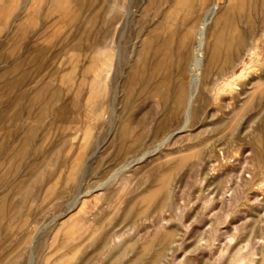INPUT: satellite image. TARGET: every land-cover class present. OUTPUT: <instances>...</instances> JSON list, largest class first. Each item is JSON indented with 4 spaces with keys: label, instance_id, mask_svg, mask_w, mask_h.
<instances>
[{
    "label": "rangeland",
    "instance_id": "rangeland-1",
    "mask_svg": "<svg viewBox=\"0 0 264 264\" xmlns=\"http://www.w3.org/2000/svg\"><path fill=\"white\" fill-rule=\"evenodd\" d=\"M58 1L0 0V264H264V0L214 17L188 122L216 0Z\"/></svg>",
    "mask_w": 264,
    "mask_h": 264
},
{
    "label": "bare ground",
    "instance_id": "bare-ground-1",
    "mask_svg": "<svg viewBox=\"0 0 264 264\" xmlns=\"http://www.w3.org/2000/svg\"><path fill=\"white\" fill-rule=\"evenodd\" d=\"M90 1V0H89ZM94 1V0H93ZM115 1V0H114ZM117 1V0H116ZM121 1V0H120ZM124 1V0H123ZM232 2L233 1H236V0H231ZM246 1V0H245ZM2 2V1H1ZM0 2V3H1ZM3 2H4V0H3ZM59 2V4H60V0L58 1ZM104 2V1H103ZM102 2V3H103ZM107 2H109L108 0H107ZM106 2V3H107ZM206 2V1H205ZM225 2H226V0H216L212 5H210V7H208V9L206 10V12H205V14H204V16L202 17L203 19H202V21H201V24H200V27L198 28V30H197V33H196V41H195V44H194V47H193V52H192V60L190 61V69H187L188 71H187V73L189 74V83L187 84L186 82H185V80L183 79L181 82H180V85H179V89H177L178 90V92H177V101L179 102L178 104H179V106L180 107H182L183 105H184V103L185 102H187V109H186V111H185V113H184V116L183 117H185L186 118V121L188 122L189 121V118H190V115H191V112H192V105H193V103H194V101H195V98H196V95H197V93H198V91H199V88H200V84H201V80H202V74H203V68H204V63H205V59H206V56L208 57V59L210 58V60H217L219 57H220V55L222 54V52H223V50H224V46H225V44L227 43V41H228V35L226 34V30H223V31H220V22H221V18H222V21H223V14H222V17H220L219 19H217L216 21H214V17L218 14V12H219V10L222 8V6L225 4ZM231 2V3H232ZM56 3H57V1H56ZM97 3V2H96ZM122 3V2H121ZM202 3H203V1H202ZM227 3V2H226ZM235 3V2H234ZM66 4V3H65ZM88 4V3H87ZM207 4V3H206ZM206 4H205V6H206ZM258 4H259V2H258ZM257 4V5H258ZM124 5V4H123ZM133 5H134V0H128V5H126L125 6V9H126V11H124V12H127V14H128V17H130L131 16V14L132 13H134L133 11H132V13H131V9L133 8ZM232 5V4H231ZM248 5H250V4H248ZM57 6H59L58 5V3H57ZM68 6V5H67ZM208 6V5H207ZM246 6H247V4H246ZM259 6V5H258ZM54 7V6H53ZM56 7V6H55ZM54 7V8H55ZM65 7V6H64ZM53 8V9H54ZM67 8V7H66ZM84 8V7H83ZM108 8V7H107ZM122 9H123V7H121ZM57 9H59V7L57 8ZM61 10V9H60ZM59 10V11H60ZM71 10V9H70ZM69 10V11H70ZM116 10V9H115ZM222 10V9H221ZM63 11H66V10H63ZM96 11H97V9H96ZM252 11H253V9H252ZM67 12V11H66ZM99 12V11H98ZM103 12V11H102ZM110 12V11H109ZM115 13V12H114ZM191 13V12H190ZM199 13H200V11H199ZM224 13V12H223ZM105 14V13H104ZM109 14V13H108ZM221 14V13H220ZM226 14V13H225ZM115 15V14H114ZM123 15V14H122ZM191 15V14H190ZM109 16V15H108ZM111 16V15H110ZM116 16V15H115ZM221 16V15H220ZM242 17H243V15H241ZM240 16V17H241ZM84 17V16H83ZM121 17V16H120ZM127 17V16H126ZM127 17V18H128ZM239 17V18H240ZM88 18H90L89 16H88ZM247 18L248 17H246V20H247ZM108 19V18H107ZM112 19V18H111ZM132 19V18H131ZM195 19H196V22H197V18L195 17ZM99 20V19H98ZM115 20V19H114ZM113 20V21H114ZM201 20V19H200ZM199 20V21H200ZM230 20V19H229ZM88 21V20H87ZM248 21V20H247ZM88 22H90V21H88ZM104 22V21H103ZM120 22V21H119ZM252 22V21H251ZM251 22H249V23H251ZM93 23H94V21H93ZM114 23H116V22H114ZM122 23V22H121ZM194 23V22H193ZM227 23V22H226ZM226 23H224V26H225V24ZM118 24V23H117ZM116 24V25H117ZM97 25H99V24H97ZM105 25V24H104ZM104 25H103V28H105L104 27ZM115 25V24H114ZM125 25V24H124ZM107 26V25H106ZM111 27V26H110ZM109 27V25H108V28H110ZM119 28V27H118ZM121 28V27H120ZM252 28V27H251ZM101 29H102V27H101ZM114 29V28H113ZM112 29V30H113ZM224 29H225V27H224ZM253 29V28H252ZM100 30V29H99ZM124 30V29H123ZM93 30H91V32H92ZM101 31V30H100ZM110 32H111V28H110V30H109ZM114 31H115V29H114ZM235 31V30H234ZM87 33V32H86ZM116 33V32H115ZM122 33H123V31H122ZM246 33V32H245ZM244 33V34H245ZM92 34V33H91ZM97 34V33H96ZM95 34V35H96ZM99 34V33H98ZM100 34H103V33H100ZM111 34V33H110ZM120 34H121V32H120ZM212 35V40H213V44L211 45L210 43H209V35ZM88 35V34H87ZM89 35H90V33H89ZM94 35V36H95ZM121 36V35H120ZM119 36V37H120ZM95 37H97V36H95ZM99 38H100V35L98 36ZM88 39V38H87ZM93 39H95V38H93ZM98 40V39H97ZM121 40V39H120ZM248 40V39H247ZM111 41V40H110ZM92 42H94V41H92ZM91 42V43H92ZM109 42V41H108ZM88 43H90V42H88ZM114 43V42H113ZM93 44V43H92ZM95 44V43H94ZM112 44V43H111ZM97 45V44H96ZM105 45H107L106 43H105ZM246 45V44H245ZM83 46H84V44H83ZM91 46V45H90ZM93 46V45H92ZM115 46V45H114ZM94 47H96V46H94ZM105 47H107V46H105ZM111 47H113V46H111ZM163 47V46H162ZM108 48V47H107ZM161 48V47H160ZM83 49V48H82ZM93 49V48H92ZM117 50V49H116ZM81 51V50H80ZM91 51V50H90ZM117 52V51H116ZM167 54V53H166ZM231 56V55H230ZM162 57V56H161ZM93 59V58H92ZM91 59V60H92ZM93 61H94V59H93ZM92 61V62H93ZM209 61V60H208ZM235 61V60H234ZM95 62V61H94ZM93 62V63H94ZM96 63V62H95ZM112 63H114V62H112ZM209 63H211V61H209ZM180 64V63H179ZM206 64H208V63H206ZM91 65H92V63H91ZM94 65V64H93ZM92 65V67H94ZM210 65H212V63L210 64ZM218 65V64H217ZM207 67V66H206ZM211 67H213V66H211ZM211 67H210V69H211ZM116 69V68H115ZM118 69V68H117ZM180 69H181V72L184 74V72H186V67L182 64L181 65V67H180ZM179 69V70H180ZM213 69V68H212ZM216 69V68H215ZM218 69H216L215 71H217ZM117 71H120V70H117ZM215 71H214V74H215ZM225 71V70H224ZM134 74H136V73H134ZM133 74V75H134ZM141 75V74H140ZM181 75V74H180ZM213 75V74H212ZM218 75V74H217ZM179 77V76H178ZM204 77V76H203ZM206 78V77H205ZM144 79V78H143ZM259 79H261V78H259ZM258 79V80H259ZM140 82V81H139ZM145 82V81H144ZM158 82V81H157ZM156 82V83H157ZM172 83H173V81H172ZM204 83V82H203ZM154 84H155V82H154ZM206 84V83H205ZM142 85H144L143 83H142ZM142 85L140 84V86L142 87ZM169 85V84H168ZM208 85V84H207ZM237 85V84H236ZM173 86H174V84H173ZM176 87V86H175ZM149 88H151V87H149ZM202 88H203V86H202ZM168 89V88H167ZM251 89V88H250ZM249 89V90H250ZM175 90V89H174ZM248 90V91H249ZM252 90H253V88H252ZM169 91H171V90H169ZM235 91V90H234ZM254 91V90H253ZM257 91V90H256ZM203 92H205V91H203ZM171 93V92H170ZM119 94V93H118ZM242 94H244V93H242ZM144 94H142V96H143ZM169 95V94H168ZM176 96V95H175ZM249 96V95H248ZM252 96V95H251ZM203 97V96H202ZM172 98H174V97H172ZM252 98H253V96H252ZM258 98V97H257ZM263 98V97H262ZM126 99H127V97H126ZM203 99V98H202ZM250 99V98H249ZM254 99V98H253ZM256 99V98H255ZM131 100V99H130ZM169 100H170V98H169ZM264 100V99H263ZM258 101V100H257ZM251 102V101H250ZM249 101H248V103H250ZM264 102V101H263ZM246 103H247V101H246ZM257 103V102H256ZM169 104V103H168ZM203 104V103H202ZM253 104V103H252ZM167 105V104H166ZM176 105V104H175ZM248 105H250V104H248ZM254 105H256L255 103H254ZM166 107H168V106H166ZM203 107V106H202ZM202 107H201V109H202ZM250 107V106H249ZM260 107V106H259ZM262 107V106H261ZM255 108V107H254ZM180 109V108H179ZM262 109V108H261ZM178 110V109H177ZM248 111V110H247ZM254 111H256V112H258L257 111V109L255 108V110ZM184 112V111H183ZM250 112H252V110H250L248 113H250ZM259 114V113H258ZM179 115V114H178ZM171 116V115H170ZM251 117V116H250ZM173 119H175L174 117H173ZM175 121V120H174ZM178 121V120H177ZM262 121V120H261ZM184 122V121H183ZM174 123V122H173ZM172 123V124H173ZM178 123V122H177ZM187 125V124H186ZM158 126V125H157ZM181 127V126H180ZM191 128V127H190ZM184 129H186L185 127H184ZM219 130V129H218ZM121 131H123V129L121 130ZM155 131V130H154ZM217 131V130H216ZM186 133V132H185ZM214 133V132H213ZM161 134V133H160ZM160 134H157V136L158 135H160ZM164 134H166V133H164ZM178 134H180V133H178ZM118 135V134H117ZM116 135V138L118 137ZM181 135V134H180ZM174 136V135H173ZM176 136V135H175ZM175 136H174V139H175ZM127 137V136H126ZM118 139V138H117ZM119 140V139H118ZM131 142V141H130ZM128 143H129V140H128ZM127 143V144H128ZM217 143H219V142H217ZM218 145V144H217ZM118 146V144L116 143V147ZM125 147V146H124ZM123 147V148H124ZM127 147V146H126ZM125 147V148H126ZM142 147V146H141ZM140 147V148H141ZM122 148V149H123ZM117 149H118V147H117ZM211 149V148H210ZM212 150V149H211ZM117 151V150H116ZM212 153V152H211ZM122 156V154L120 155V157ZM128 156V155H127ZM130 156V155H129ZM132 156V155H131ZM216 156V155H215ZM118 157V156H117ZM126 159H127V157H126ZM214 159V158H213ZM217 159V158H216ZM216 159H215V163H216ZM116 160V159H115ZM218 160V159H217ZM119 161H121V160H119ZM209 161H211L210 159H209ZM96 165H98V164H96ZM173 165V164H172ZM226 165V164H225ZM125 166V165H124ZM124 166H123V168H124ZM130 166H131V164H130ZM167 166V165H166ZM126 170H127V166H126ZM125 170V171H126ZM173 171V170H172ZM171 171V172H172ZM174 176V175H173ZM108 178V177H107ZM114 178H116V176H114L113 178H111V180H113ZM170 178H171V175H170ZM72 181H74V180H72ZM110 181V180H109ZM126 181V180H125ZM163 181V180H162ZM105 182V181H104ZM170 182V181H169ZM123 184H125L124 182H123ZM101 185V184H100ZM106 185V184H105ZM97 186L99 189H102V188H105L106 186ZM107 185H108V183H107ZM165 186H166V184H165ZM168 187V186H167ZM106 188H108V187H106ZM92 191V190H91ZM82 192V191H81ZM91 193V192H90ZM90 193H88V194H90ZM83 194H85V193H83ZM153 195V194H152ZM79 197V196H78ZM87 197V196H86ZM153 200V199H152ZM81 201V200H80ZM83 201V200H82ZM152 202V201H151ZM150 202V203H151ZM155 202V201H154ZM162 202V201H161ZM79 204V200H76L75 202H74V205L75 206H77ZM74 205H73V207H74ZM134 205V204H133ZM161 205V204H160ZM129 208V207H128ZM127 209V208H126ZM134 210V209H133ZM144 211V210H143ZM142 211V212H143ZM125 212H127V211H125ZM141 212V213H142ZM148 212V211H147ZM132 213V212H131ZM146 213V212H145ZM136 214V213H135ZM141 215V214H140ZM140 215H138V216H140ZM132 216V215H131ZM130 216V217H131ZM134 217V216H133ZM132 217V218H133ZM107 231H109V230H107ZM106 231V232H107ZM104 234H105V232H103ZM102 233V234H103ZM173 233V232H172ZM170 234V233H169ZM168 234V235H169ZM175 234V233H174ZM167 235V236H168ZM104 236V235H103ZM106 236V235H105ZM108 236V235H107ZM166 236V237H167ZM171 236H174V235H171ZM107 238V237H106ZM109 238V237H108ZM111 238V237H110ZM160 238V237H159ZM172 239V238H171ZM33 240V239H32ZM164 240V239H163ZM103 241V240H102ZM172 241V240H171ZM171 241H169V242H171ZM96 242V241H95ZM107 242V241H106ZM158 242V241H157ZM156 242V243H157ZM97 243V242H96ZM104 243V242H103ZM156 243H154L155 245H156ZM101 244V243H100ZM158 244V243H157ZM97 245V244H96ZM103 245H105V244H103ZM128 245V244H127ZM163 246H165V245H163ZM161 247V246H160ZM93 248V247H92ZM158 248V247H157ZM162 248V247H161ZM139 249H140V247H139ZM152 249V248H151ZM154 249V248H153ZM165 249V248H164ZM35 250V249H34ZM95 250V249H94ZM121 250H122V248H121ZM127 250H128V248H127ZM135 250V249H134ZM161 250V249H160ZM167 250V249H166ZM36 251V250H35ZM98 251V250H97ZM156 251V250H155ZM171 251V250H170ZM99 252V251H98ZM157 252V251H156ZM137 254H139L138 252H136ZM32 255V254H31ZM129 256V255H128ZM119 257V256H118ZM135 256H133V258H134ZM89 258V257H88ZM91 258V257H90ZM88 259V260H91V259ZM138 258V257H137ZM85 259V258H84ZM86 260H87V258H86ZM153 260V259H152ZM162 260V259H161ZM129 261H131V260H129ZM139 261V260H138ZM159 261V260H158ZM163 261V260H162ZM80 262H81V260H80ZM136 263V262H135ZM149 263V262H148ZM80 264V263H79ZM81 264H82V262H81ZM127 264V263H126ZM154 264V263H153ZM156 264H157V262H156Z\"/></svg>",
    "mask_w": 264,
    "mask_h": 264
}]
</instances>
